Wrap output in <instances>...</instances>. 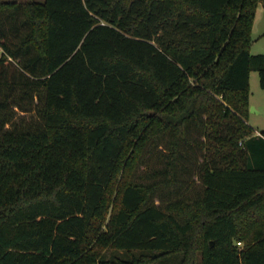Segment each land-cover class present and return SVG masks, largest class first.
Masks as SVG:
<instances>
[{"label": "trees", "instance_id": "trees-1", "mask_svg": "<svg viewBox=\"0 0 264 264\" xmlns=\"http://www.w3.org/2000/svg\"><path fill=\"white\" fill-rule=\"evenodd\" d=\"M259 4L0 0V264H264Z\"/></svg>", "mask_w": 264, "mask_h": 264}, {"label": "rangeland", "instance_id": "rangeland-1", "mask_svg": "<svg viewBox=\"0 0 264 264\" xmlns=\"http://www.w3.org/2000/svg\"><path fill=\"white\" fill-rule=\"evenodd\" d=\"M252 37V53H264V7L262 4H259L257 7L252 29ZM250 100L251 105H254L256 110L250 109L248 121L256 131H262L264 130V88L261 87L259 72L257 70L251 71L250 75ZM13 117L15 121L25 124L28 123V121H35L37 119L36 111L34 109L24 111L18 107H16V112ZM180 256L181 255L179 254V257ZM169 264L177 263L172 261Z\"/></svg>", "mask_w": 264, "mask_h": 264}, {"label": "water", "instance_id": "water-1", "mask_svg": "<svg viewBox=\"0 0 264 264\" xmlns=\"http://www.w3.org/2000/svg\"><path fill=\"white\" fill-rule=\"evenodd\" d=\"M251 110H256L254 105H250Z\"/></svg>", "mask_w": 264, "mask_h": 264}, {"label": "built area", "instance_id": "built-area-1", "mask_svg": "<svg viewBox=\"0 0 264 264\" xmlns=\"http://www.w3.org/2000/svg\"><path fill=\"white\" fill-rule=\"evenodd\" d=\"M0 54H1V50H0ZM257 133L261 134V132L259 130H257Z\"/></svg>", "mask_w": 264, "mask_h": 264}, {"label": "crops", "instance_id": "crops-1", "mask_svg": "<svg viewBox=\"0 0 264 264\" xmlns=\"http://www.w3.org/2000/svg\"><path fill=\"white\" fill-rule=\"evenodd\" d=\"M250 103H251V100H250Z\"/></svg>", "mask_w": 264, "mask_h": 264}]
</instances>
